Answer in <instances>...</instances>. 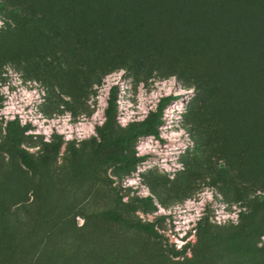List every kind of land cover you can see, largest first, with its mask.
Here are the masks:
<instances>
[{"label":"rangeland","instance_id":"1","mask_svg":"<svg viewBox=\"0 0 264 264\" xmlns=\"http://www.w3.org/2000/svg\"><path fill=\"white\" fill-rule=\"evenodd\" d=\"M0 21L3 81L12 84L9 70L25 85L37 81L49 122L63 126L70 112L69 124L82 127L106 96L116 102L106 143L73 140L63 152L62 136L45 144L17 118L5 137L0 120V264H264V0H0ZM165 96L173 101L156 139L161 155L137 157L150 136L119 147L114 139L141 122L123 129L118 117L137 105L157 109ZM170 151L186 169L174 181L158 168ZM146 164L153 168L140 175L155 199L121 203L131 190L113 187L108 170L119 185ZM206 188L213 199L193 242L183 221ZM157 201L166 213L147 222ZM234 204L246 210L239 224H217Z\"/></svg>","mask_w":264,"mask_h":264},{"label":"clouds","instance_id":"2","mask_svg":"<svg viewBox=\"0 0 264 264\" xmlns=\"http://www.w3.org/2000/svg\"><path fill=\"white\" fill-rule=\"evenodd\" d=\"M0 27H3V22L0 21ZM127 74L126 70L121 69L115 75V82L118 86L119 81L122 77H125ZM8 75L13 78L12 84L6 83L3 81V75L0 74V97H4L3 106L0 107V120L4 121V131L3 136H7V123L16 121L19 118L20 127H25L28 124L33 125V129H29L25 132L26 136H32L36 138L38 136L43 137V142L45 144L53 143V135L58 134L63 137L64 144H62L61 149L62 152L66 148L68 142L75 140V146L77 148L80 147V143L85 140H90L95 138L97 143L102 142L101 137L97 131V128H103L107 123V116L102 115L106 112L109 107L107 102V96L101 102L99 111L95 117L90 120L84 122V126L77 127L76 125L69 124V121H72V115L70 112H66L64 117L62 118L63 126L61 125V121H53L49 122L47 118L43 116L41 112L38 111V105L43 104L45 101L41 99V97L46 96V91L42 86L35 80L28 81L25 85L21 80L20 73L14 72L12 70L8 71ZM112 75V74H110ZM16 86V90L12 91V86ZM59 91V89H57ZM190 92L194 91V89L189 90ZM63 99L67 102H71V98L68 96H64ZM92 101L90 100L89 103ZM62 109L64 105L60 106ZM129 108L133 106L131 104L128 105ZM138 111H127L124 114L118 117L119 126L123 129H127L130 123L135 122H143L147 119L149 111H155L156 108L153 105L151 108L141 107L139 105L136 106ZM82 121L85 120L84 117L80 118ZM185 135L182 131L179 133H173L174 139H179L180 136ZM0 142H3L0 140ZM159 145V141L156 140L155 137L150 136L147 138V142L138 143L136 147V155L137 157H143L149 154L161 155L157 152V146ZM194 147V144L192 145ZM186 147V146H184ZM21 148H24L29 153H35L40 150V146L36 145L35 147H28L24 144L21 145ZM182 153L176 152L175 155L172 152L163 153V159L160 160L158 164V168L161 170L160 174H168V179L170 181H174L176 178L177 172L185 171V166L178 162L179 156ZM7 158V157H6ZM155 164V161L153 162ZM153 164L146 165H138L136 168V172L126 178L123 183L117 185L115 178L112 176V172L114 169L108 170L109 179H113V187H121L124 190L128 191L126 195H123L121 203L128 204L132 199L136 197L140 198H153L154 194L146 183L143 181V177L140 175L141 173L147 174L150 169L153 168ZM31 195V194H30ZM204 198L199 202L201 207L199 210L194 211V213H190L183 221L184 231L188 230L192 231V235L188 237L189 240L195 242V228L196 224L203 218L204 211L203 205L206 201H211L213 199L212 191L207 188L204 190ZM156 206L158 211L154 214L148 215L147 222H152L154 216L164 215L166 213V209L163 206L159 205V202H156ZM234 211L231 213H224L222 215H217L215 222L217 224H224L228 220H231L234 225L239 224V213L241 211H246L245 209H241L237 207L235 204L232 206ZM141 219L145 218V214L142 212L137 213ZM77 226L83 227L86 223V220L83 217L77 216ZM261 240H264V237H261ZM260 246V245H258ZM179 247V245H178ZM190 255V253H189Z\"/></svg>","mask_w":264,"mask_h":264},{"label":"trees","instance_id":"3","mask_svg":"<svg viewBox=\"0 0 264 264\" xmlns=\"http://www.w3.org/2000/svg\"><path fill=\"white\" fill-rule=\"evenodd\" d=\"M114 92L115 89L112 90V94H114ZM172 101V96L162 97L158 102L157 109L154 112H151L146 120L136 126L131 127L123 137L114 139V142L122 149H125L131 143L137 142L140 137L153 136L156 139H159V127H161L163 123V112ZM115 103V98L112 96L108 101L109 107L105 112L107 116V123L104 130L101 132L102 141L104 143L108 141V136L112 128V119L115 113ZM22 157L24 163L28 167H31L33 164L31 159L25 154H23ZM118 160L127 163L126 167L129 170L133 169L136 165V162L128 157H121L118 158ZM140 227L145 231L149 230L148 227Z\"/></svg>","mask_w":264,"mask_h":264}]
</instances>
